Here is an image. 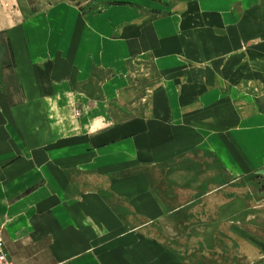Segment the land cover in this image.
<instances>
[{
	"label": "crops",
	"instance_id": "crops-1",
	"mask_svg": "<svg viewBox=\"0 0 264 264\" xmlns=\"http://www.w3.org/2000/svg\"><path fill=\"white\" fill-rule=\"evenodd\" d=\"M50 4L3 34L14 65L0 43V128L24 146L25 127L40 128L37 151L0 147V231L16 264L23 246L100 264L123 250H103L111 233L132 235L129 250L144 242L167 219L162 184L151 192L163 166L176 190L198 173L264 168V0H116L88 15ZM143 245L156 264H181Z\"/></svg>",
	"mask_w": 264,
	"mask_h": 264
},
{
	"label": "rangeland",
	"instance_id": "rangeland-1",
	"mask_svg": "<svg viewBox=\"0 0 264 264\" xmlns=\"http://www.w3.org/2000/svg\"><path fill=\"white\" fill-rule=\"evenodd\" d=\"M64 1L75 2L81 6L84 14L88 15L98 12L103 3H113L116 0ZM166 1L168 6H171L173 0ZM50 6V0H0V43L4 44L7 53L12 57L10 65H14L13 51L8 50L9 45L7 46L3 34L16 29L22 17L31 10L45 11ZM24 114L23 112L22 117ZM76 115L79 117L80 112L78 111ZM25 128L31 131L30 134L38 132L40 135V128L35 124ZM6 133L7 139L2 137ZM12 133H16L14 125L0 128L2 149L5 150L8 145V148L19 150L18 155L32 148L34 151L38 150L34 147L38 139L31 140L28 137L30 134H27L24 146L23 140L14 141ZM218 133L222 131L218 129ZM235 134L236 132H232V135ZM165 167L152 175L151 192L154 182L159 186L162 184L158 192L162 194V202L167 206V219L150 222V229L143 236L144 242L139 235L135 236L130 250L126 241L131 239L132 235L122 236L120 230L111 235L102 233L104 239H108L109 235L113 239L112 244L104 240L103 250L110 248L113 250L115 247H122L123 250L113 254L112 252L100 254L98 257L100 264H156L159 255L154 252L151 254L155 255L154 257H146L142 252L144 243L157 245L159 249L164 247L176 253L181 259V264H264V168L256 172L239 171L229 175L198 173L189 179L194 182L192 188L183 187L176 190V186L165 174ZM168 175L170 177L171 173ZM76 180L79 185L84 186L82 174L76 175ZM95 180L96 177H93L92 181ZM140 201L136 203V208ZM190 201H193V204H189ZM38 248L47 249L43 243L36 247L23 246L14 258L20 264H61L50 251L35 253Z\"/></svg>",
	"mask_w": 264,
	"mask_h": 264
},
{
	"label": "built area",
	"instance_id": "built-area-1",
	"mask_svg": "<svg viewBox=\"0 0 264 264\" xmlns=\"http://www.w3.org/2000/svg\"><path fill=\"white\" fill-rule=\"evenodd\" d=\"M0 264H16L7 251L6 242L3 238L1 231H0Z\"/></svg>",
	"mask_w": 264,
	"mask_h": 264
}]
</instances>
